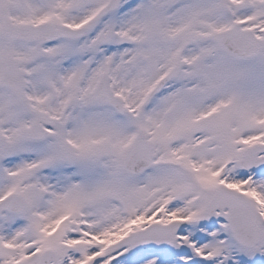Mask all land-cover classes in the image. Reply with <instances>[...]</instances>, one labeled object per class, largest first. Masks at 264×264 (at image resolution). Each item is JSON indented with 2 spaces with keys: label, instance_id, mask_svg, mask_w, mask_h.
<instances>
[{
  "label": "snow or ice",
  "instance_id": "snow-or-ice-1",
  "mask_svg": "<svg viewBox=\"0 0 264 264\" xmlns=\"http://www.w3.org/2000/svg\"><path fill=\"white\" fill-rule=\"evenodd\" d=\"M0 264H264V0H0Z\"/></svg>",
  "mask_w": 264,
  "mask_h": 264
}]
</instances>
